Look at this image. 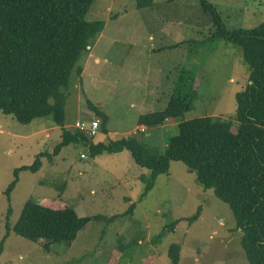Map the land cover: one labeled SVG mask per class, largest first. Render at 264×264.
<instances>
[{
  "label": "rangeland",
  "instance_id": "374dc122",
  "mask_svg": "<svg viewBox=\"0 0 264 264\" xmlns=\"http://www.w3.org/2000/svg\"><path fill=\"white\" fill-rule=\"evenodd\" d=\"M209 1L228 29L252 28L264 21V0ZM136 3L93 0L86 18L103 20L105 26L79 60L81 74H71L66 128L74 129L76 121H102L90 108L92 102L109 116L108 132L100 130L95 142L134 135L163 150L179 133L178 122L173 128L140 130L137 119L166 107L182 68L193 70L198 92L183 119H231L235 94L250 75L242 47L209 39L214 26L200 0H154L143 8ZM183 41L189 42L167 47ZM61 134L62 127L51 117L23 124L0 111V242L6 223L12 226L31 198L47 207H73L82 217L106 219L89 221L73 242H56L48 250L44 241L10 230L0 264H171L168 249L173 243L181 245L179 264H248L243 233L230 206L212 189H204L182 161H172L169 172L158 175L144 194L141 175L150 171L137 165L129 150L93 157L88 147L72 144L55 155ZM43 151L51 153V159L41 157L36 172L19 171L8 196L15 169L33 164ZM199 208V218L190 225L187 219ZM176 220L171 230L168 225Z\"/></svg>",
  "mask_w": 264,
  "mask_h": 264
},
{
  "label": "trees",
  "instance_id": "16d2710c",
  "mask_svg": "<svg viewBox=\"0 0 264 264\" xmlns=\"http://www.w3.org/2000/svg\"><path fill=\"white\" fill-rule=\"evenodd\" d=\"M92 3L93 0H0V111L23 124L51 117L62 127L61 141L53 149L55 155L72 144L88 147L93 157L129 150L136 164L150 171L141 175L144 194L153 188L158 175L169 172L172 161H182L204 189H212L230 206L237 229L243 233L241 244L248 264H264V21L252 28L228 29L218 8L209 0H200L214 26L209 39L240 45L250 75L244 89L235 94L237 107L231 119L203 116L185 120L184 114L191 110L198 92L193 70L182 68L166 107L140 114L137 119L138 125L147 128L161 127L171 118L178 122L179 133L170 137L161 150L134 135L108 143L95 142V137L82 130L65 126L71 74L74 70L81 74L79 60L105 26L103 20L86 18ZM153 4L154 0L136 3L138 8ZM188 42L167 47L177 48ZM89 106L102 120L100 130L107 133L109 116L92 102ZM44 156L50 160L52 154L40 152L33 164L15 169V178L6 190L8 196L18 182L19 171H38ZM131 205L129 212L134 207ZM200 212L201 208L187 219L190 225ZM97 219L106 218L82 217L73 207H47L31 198L18 220L12 226L6 223L0 254L10 230L35 242L44 241L48 250L56 242L70 244L80 229ZM178 221L170 223L169 228L174 230ZM180 252V244L170 245L171 264H179Z\"/></svg>",
  "mask_w": 264,
  "mask_h": 264
},
{
  "label": "built area",
  "instance_id": "2783aa9c",
  "mask_svg": "<svg viewBox=\"0 0 264 264\" xmlns=\"http://www.w3.org/2000/svg\"><path fill=\"white\" fill-rule=\"evenodd\" d=\"M74 127L82 130L89 137H93L94 138V137H96L99 134V131H100V120L95 118V119H92L89 123L76 121L75 124H74ZM82 156H84L86 158V156L84 154Z\"/></svg>",
  "mask_w": 264,
  "mask_h": 264
},
{
  "label": "crops",
  "instance_id": "0c3cea01",
  "mask_svg": "<svg viewBox=\"0 0 264 264\" xmlns=\"http://www.w3.org/2000/svg\"><path fill=\"white\" fill-rule=\"evenodd\" d=\"M97 41V40H96ZM92 47L89 48V50L91 49ZM175 122H177L176 120L174 119H168L161 127H166L168 125H171V127L173 128L176 124ZM178 124V123H177ZM139 127L140 130H145L147 127H145L144 125H137ZM48 137V136H47ZM95 140V139H94ZM99 142H104V143H108V142H105L103 139H99Z\"/></svg>",
  "mask_w": 264,
  "mask_h": 264
},
{
  "label": "water",
  "instance_id": "95a60500",
  "mask_svg": "<svg viewBox=\"0 0 264 264\" xmlns=\"http://www.w3.org/2000/svg\"><path fill=\"white\" fill-rule=\"evenodd\" d=\"M89 48H90V46H89Z\"/></svg>",
  "mask_w": 264,
  "mask_h": 264
}]
</instances>
